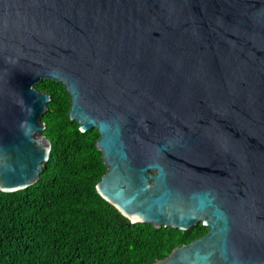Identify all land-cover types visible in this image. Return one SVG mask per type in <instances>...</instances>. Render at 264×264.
Here are the masks:
<instances>
[{
    "label": "water",
    "instance_id": "95a60500",
    "mask_svg": "<svg viewBox=\"0 0 264 264\" xmlns=\"http://www.w3.org/2000/svg\"><path fill=\"white\" fill-rule=\"evenodd\" d=\"M61 82L97 129L98 192L209 231L152 264H264V0H0V190L35 184Z\"/></svg>",
    "mask_w": 264,
    "mask_h": 264
},
{
    "label": "trees",
    "instance_id": "16d2710c",
    "mask_svg": "<svg viewBox=\"0 0 264 264\" xmlns=\"http://www.w3.org/2000/svg\"><path fill=\"white\" fill-rule=\"evenodd\" d=\"M36 88L51 95L42 117L51 151L35 184L0 190V264H152L209 231L132 222L97 190L107 172L98 130L70 118L63 83Z\"/></svg>",
    "mask_w": 264,
    "mask_h": 264
}]
</instances>
